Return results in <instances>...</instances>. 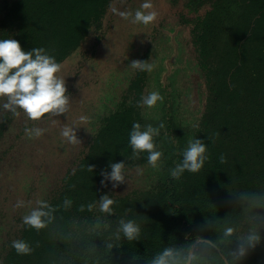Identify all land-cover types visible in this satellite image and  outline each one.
I'll return each mask as SVG.
<instances>
[{
	"label": "trees",
	"instance_id": "1",
	"mask_svg": "<svg viewBox=\"0 0 264 264\" xmlns=\"http://www.w3.org/2000/svg\"><path fill=\"white\" fill-rule=\"evenodd\" d=\"M115 2L5 0L0 39L14 38L26 51L44 48L64 65L93 30L104 26ZM203 7L207 10L200 14ZM186 8L167 4L161 29L170 39L175 34L173 40L181 43V48L174 43L175 54H182L190 70L193 64V76L203 81L196 87L203 107L191 137L184 145L168 105L158 121L147 117L148 107L139 105L147 94L148 72L138 70L88 139L76 167L53 188L46 201L56 208L52 222L40 231L22 222L15 240L27 242L31 254H17L12 241L0 264H152L167 248L190 254L199 239L209 242L197 246L198 264H226L221 253L229 264H264V0H190ZM148 53L141 61H149ZM16 113L0 118V145ZM137 122L142 129L165 125L154 138L163 153L157 168L148 164L146 152L138 157L132 152L129 133ZM195 138L207 145L203 168L173 178L170 170ZM221 155L226 162L221 163ZM115 162L125 163L124 172L156 169L159 177L150 189L115 195L112 182L101 183V172H110ZM103 195L115 201L111 216L99 210ZM65 199L72 201L70 207H64ZM121 219L140 226L137 240L123 236ZM227 227L234 229L230 237L223 235ZM250 234L261 241L237 260L232 253Z\"/></svg>",
	"mask_w": 264,
	"mask_h": 264
},
{
	"label": "rangeland",
	"instance_id": "2",
	"mask_svg": "<svg viewBox=\"0 0 264 264\" xmlns=\"http://www.w3.org/2000/svg\"><path fill=\"white\" fill-rule=\"evenodd\" d=\"M189 1L162 0V3L187 10ZM143 2L116 0L104 26L93 30L72 61L63 65L60 74L65 78L71 101L68 113L47 115L39 121H32L21 110L9 122L10 133L0 147V259L18 237L23 216L36 206L38 199L47 201L55 187L76 167L87 151L88 139L118 104V98L137 73L138 70L130 66L131 61L141 60L147 50L154 68L148 72L146 96L152 91L163 96L166 91L161 104L157 102L155 107L146 110L147 117L158 121L168 105L177 126V135L182 134L185 138L183 143L193 134L203 107L196 87L203 81L193 76V64L190 70L184 64L182 54H175L174 43L181 48V43L173 40L175 34L170 39L169 31H162L165 14L157 6L160 0H151L158 12L157 20L151 25L133 24L131 18L126 20L120 15L122 12L134 14ZM0 4H5V0H0ZM207 7H203L200 14ZM170 67L172 72H169ZM5 102L0 98V118L11 112L2 108ZM81 116L86 117L84 122L76 119ZM64 124L78 127L75 131L81 143H67L60 135ZM37 127L44 130L43 134L36 139L30 137L28 131ZM43 136L46 138L42 139ZM47 145L49 148L45 147ZM156 171L144 167L125 170V182L111 191L123 195L135 189H150L159 177ZM18 201H23L24 206L15 207Z\"/></svg>",
	"mask_w": 264,
	"mask_h": 264
},
{
	"label": "clouds",
	"instance_id": "3",
	"mask_svg": "<svg viewBox=\"0 0 264 264\" xmlns=\"http://www.w3.org/2000/svg\"><path fill=\"white\" fill-rule=\"evenodd\" d=\"M120 15L124 19L131 18V23L148 26L153 24L158 17V12L154 10L151 0H144L140 7L134 12H122ZM130 66L139 71H153L154 65L149 61L133 60ZM63 65L56 59L47 54L44 48H32L24 50L20 42L14 38L0 39V98L6 100L2 108L16 113L22 110L28 119L39 121L45 114L59 116L68 113L70 109V96L66 86L65 78L60 74ZM164 97L158 91H152L147 96L141 98L139 106L153 108L157 102H162ZM81 122L86 117L81 116ZM165 127L160 123L158 127L148 124L142 129L140 123H134L129 133V144L134 156L138 157L141 152L147 153V162L152 168L158 167L163 153L156 150L154 138L160 134V129ZM75 125L65 124L60 135L70 144L81 143L77 138ZM43 129L37 127L30 129L28 134L32 138L43 134ZM207 145L201 139H193L188 142L187 147L182 152V161L170 170V176L179 179L187 170L191 173L199 172L206 159ZM221 163L226 162L225 157L221 155ZM89 171H93L92 166H88ZM111 171H102L101 176L104 184L110 181L113 187L125 182V163L115 162L108 166ZM115 203L109 195H103L99 198V210L102 213L113 215L112 205ZM72 201L64 200V207H70ZM24 202L18 201L15 207H23ZM95 205L88 204V211H92ZM80 210H84L81 205ZM56 208L49 205L46 201L38 199L36 206L23 216V223L40 231L48 226L54 219L53 213ZM119 230L128 241H135L140 237V226L133 220H120ZM234 229L227 227L223 230L225 237L233 235ZM261 237L257 234H250L246 241L239 245L232 253L237 260L245 258L249 251L255 249L260 243ZM12 247L19 255L31 254L32 248L24 240H15ZM198 256L180 252L167 248L159 256L152 260V264H198Z\"/></svg>",
	"mask_w": 264,
	"mask_h": 264
},
{
	"label": "water",
	"instance_id": "4",
	"mask_svg": "<svg viewBox=\"0 0 264 264\" xmlns=\"http://www.w3.org/2000/svg\"><path fill=\"white\" fill-rule=\"evenodd\" d=\"M153 4H154V3H153ZM167 4H170V3H167ZM167 4L162 3V0H160V2L157 4V6H158V8H160V10L163 11V7H164V10H165V7H166ZM139 5H141V3H140ZM165 11H166V10H165ZM163 12H164V11H163ZM167 13H168L167 11H166V13L164 12V14H165L166 17H167ZM164 22H166V21H164ZM164 22H163V23H164ZM163 23H162V24H163ZM169 24H170V23H169ZM202 242H209V241L199 240V241L194 245V247L192 248V251H191L190 255H193V254H194L197 245H198L199 243H202ZM223 258L226 260V264H229V262H228L227 259L224 257V255H223Z\"/></svg>",
	"mask_w": 264,
	"mask_h": 264
},
{
	"label": "flooded vegetation",
	"instance_id": "5",
	"mask_svg": "<svg viewBox=\"0 0 264 264\" xmlns=\"http://www.w3.org/2000/svg\"><path fill=\"white\" fill-rule=\"evenodd\" d=\"M20 111H21V110L18 109V110H17V113L20 112ZM10 113H11V112H10ZM10 113H9V114H10ZM17 113H16V114H17ZM16 114L13 115V116L11 117V121H12L13 117L16 116ZM47 115H48V116H49V115L51 116V114H45V116H47ZM52 116H53V115H52ZM52 116H51V117H52ZM59 116H60V115H59ZM10 130H11V128L9 127V128H8V132H9ZM6 136H7V134L5 135V137H6ZM5 137L2 138L1 144H2L3 141L5 140ZM35 139H36V138H35ZM27 143H29V142L27 141ZM184 144H185V143H184ZM0 147H1V145H0ZM199 240H202V239H199ZM199 240H197L196 243H197ZM205 241H206V240H205ZM196 243H195V244H196ZM202 243H203V242H202ZM195 244H194V245H195ZM199 244H200V243H199ZM199 244H198V245H199ZM194 245H193V247H194ZM198 245H197V246H198ZM193 247H192V248H193ZM196 248H197V247H196ZM217 250L221 253L220 249H217ZM191 251H192V250H191ZM221 255H222V257H223V254H222V253H221ZM224 257H225V255H224ZM225 258H226V257H225ZM223 259H224V258H223ZM226 259H227V258H226ZM224 260H225V259H224ZM227 261H228V260H227ZM225 262H226V260H225Z\"/></svg>",
	"mask_w": 264,
	"mask_h": 264
},
{
	"label": "bare ground",
	"instance_id": "6",
	"mask_svg": "<svg viewBox=\"0 0 264 264\" xmlns=\"http://www.w3.org/2000/svg\"><path fill=\"white\" fill-rule=\"evenodd\" d=\"M76 119H79L78 117L76 118ZM57 125V124H56ZM65 125V124H64ZM78 128V127H77ZM77 130V129H76ZM47 133V132H46ZM51 133V132H50ZM43 138H46V137H42V139ZM48 142V141H47ZM47 142H46V144H47ZM45 143V142H44ZM68 143V142H67ZM66 144V143H65ZM45 147H48V145L47 146H45ZM69 147V146H68ZM49 148V147H48ZM72 149H74V148H72ZM36 151V150H35ZM32 152H34V151H32ZM71 152V151H70ZM37 155V154H36ZM50 155V154H49ZM59 155V154H58ZM36 157V156H35ZM38 157V156H37ZM51 157V156H50ZM51 158H53V157H51ZM37 160V159H36ZM35 160V161H36ZM52 161V160H51ZM60 161V160H59ZM36 162H38V161H36ZM54 162V161H53ZM52 163V162H51ZM60 163V162H59ZM36 164V163H35ZM53 165H55V164H53ZM61 165V164H60ZM48 167V166H47ZM52 167V166H51ZM56 167V166H55ZM35 168H36V166H35ZM53 168V167H52ZM38 170V169H37ZM41 170V169H40ZM43 170V169H42ZM34 172H36L35 170H34Z\"/></svg>",
	"mask_w": 264,
	"mask_h": 264
}]
</instances>
